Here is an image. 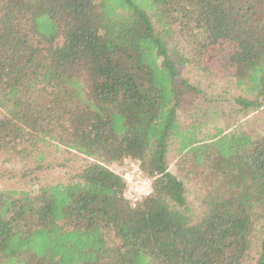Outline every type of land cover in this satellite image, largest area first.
Returning a JSON list of instances; mask_svg holds the SVG:
<instances>
[{"label":"trees","instance_id":"16d2710c","mask_svg":"<svg viewBox=\"0 0 264 264\" xmlns=\"http://www.w3.org/2000/svg\"><path fill=\"white\" fill-rule=\"evenodd\" d=\"M216 47L230 108L264 109V0H0V151L33 163L0 190V264H264V133L201 138L181 73ZM54 145L73 172L43 185ZM126 159L152 180L135 207L107 167Z\"/></svg>","mask_w":264,"mask_h":264},{"label":"rangeland","instance_id":"374dc122","mask_svg":"<svg viewBox=\"0 0 264 264\" xmlns=\"http://www.w3.org/2000/svg\"><path fill=\"white\" fill-rule=\"evenodd\" d=\"M223 49L225 52L222 51ZM223 49L221 50L219 47H216L207 53L204 58L197 59L202 70L199 69L197 65H186L181 69L182 76L188 79L190 83L196 86L203 94V98H200L196 102L199 104V109L205 110L206 107L210 108L209 116L204 117L207 124L202 128L201 138L208 140V138L217 134L216 130H223L228 134L234 127L243 130L251 129L249 131L255 132L257 135H259V133H264V109L250 111L244 114L237 113V107L235 109L230 108V99H232L234 95L237 96L239 91L235 87L236 79L231 75L232 67L226 66V58L231 51L226 47ZM217 107L219 109H217ZM222 111H224V113ZM186 121L189 120L186 118ZM181 122L185 124V121ZM229 126L233 127L229 128ZM176 149L177 146L173 145L169 151V171L178 176L184 183L187 191L186 198L188 204L196 213L198 212V198L200 193L192 182L178 174ZM46 155L48 157L46 158L47 162L52 165H50L51 168L47 169V176H44L42 179L43 185L55 183L56 181L54 179H58L60 176L70 177L69 172H73L70 167L58 168L59 164H63L65 160L72 158V154H70L66 148L60 146L59 150H57L56 145H54L47 149ZM71 164L72 163H68L69 166H71ZM123 164H110L107 167L121 174V167ZM44 165H48V163ZM30 166H33V163L25 165L24 163L20 164L9 160L6 161L5 153L0 151V190L7 188L17 190L24 188L28 190L31 189L30 185L18 184V180L14 182L7 181L10 176L9 172H15L19 175ZM74 174H76V172H74Z\"/></svg>","mask_w":264,"mask_h":264},{"label":"built area","instance_id":"2783aa9c","mask_svg":"<svg viewBox=\"0 0 264 264\" xmlns=\"http://www.w3.org/2000/svg\"><path fill=\"white\" fill-rule=\"evenodd\" d=\"M119 175L125 182L124 197L131 207L152 193V180L145 177L140 161L125 160Z\"/></svg>","mask_w":264,"mask_h":264}]
</instances>
